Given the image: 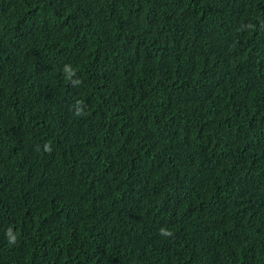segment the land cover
Instances as JSON below:
<instances>
[{
    "label": "trees",
    "instance_id": "16d2710c",
    "mask_svg": "<svg viewBox=\"0 0 264 264\" xmlns=\"http://www.w3.org/2000/svg\"><path fill=\"white\" fill-rule=\"evenodd\" d=\"M0 264H264V0H0Z\"/></svg>",
    "mask_w": 264,
    "mask_h": 264
},
{
    "label": "clouds",
    "instance_id": "9594fccd",
    "mask_svg": "<svg viewBox=\"0 0 264 264\" xmlns=\"http://www.w3.org/2000/svg\"><path fill=\"white\" fill-rule=\"evenodd\" d=\"M79 114H80V112L78 111V112H77V115H79ZM45 150H46V151H51L50 146L46 144V145H45ZM9 235H10V243H15L17 237H15V236H11V233H9ZM161 235H171V233L166 232L165 230L162 229V230H161Z\"/></svg>",
    "mask_w": 264,
    "mask_h": 264
}]
</instances>
